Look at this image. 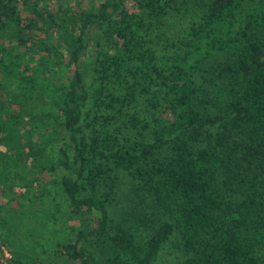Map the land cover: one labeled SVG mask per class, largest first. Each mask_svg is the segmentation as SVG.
Masks as SVG:
<instances>
[{
  "label": "trees",
  "instance_id": "1",
  "mask_svg": "<svg viewBox=\"0 0 264 264\" xmlns=\"http://www.w3.org/2000/svg\"><path fill=\"white\" fill-rule=\"evenodd\" d=\"M45 1L0 0V193H18L0 264H154L175 233L182 264H262L264 0H195L188 49L166 58L131 15L174 0ZM115 171L160 218L144 239L112 220Z\"/></svg>",
  "mask_w": 264,
  "mask_h": 264
},
{
  "label": "rangeland",
  "instance_id": "2",
  "mask_svg": "<svg viewBox=\"0 0 264 264\" xmlns=\"http://www.w3.org/2000/svg\"><path fill=\"white\" fill-rule=\"evenodd\" d=\"M82 1V0H81ZM46 1L43 0V3ZM85 2V0H83ZM131 9H134L133 3H127ZM132 11V10H131ZM134 13L131 18L134 21V38L143 40L144 46L151 49L154 54L161 57H173L175 54H181L188 49L190 42L191 28H197L201 22L202 10L199 8L195 0H174L169 2L167 7V14L160 19L155 20L148 18L145 14L140 15L138 9L133 10ZM139 14V15H138ZM219 59V56H216ZM205 76L207 74L205 73ZM89 79V78H88ZM197 81L201 82L202 79L198 76ZM93 88V83L90 89ZM115 92L120 93L117 89ZM1 98L5 100L7 105L12 108L24 110L27 104L20 105L17 102L9 103V99L5 96ZM134 103H124L121 106L114 104L112 111L116 114L117 121L124 119V115ZM142 99L136 103L137 108L143 106ZM136 108H134L135 110ZM111 111V110H110ZM241 156V153L239 154ZM248 163H244L247 166ZM113 175L117 176L114 182L113 191L108 195L102 188V191L107 194L108 209L114 222L122 221L129 227L137 238L144 239L145 236L152 231V228L159 222L158 214L153 210L150 205V200L146 193L143 191H136L133 188V182L130 177L120 171H115ZM221 185V181L218 180ZM18 197L9 193H0V206L1 204ZM147 197V198H146ZM13 198V199H12ZM261 260L264 259V248L259 251ZM0 257L10 258L9 252L3 248ZM184 255L180 249L179 238L175 233L164 244V247L159 252L158 258L154 264H182ZM264 264V261L262 262Z\"/></svg>",
  "mask_w": 264,
  "mask_h": 264
}]
</instances>
